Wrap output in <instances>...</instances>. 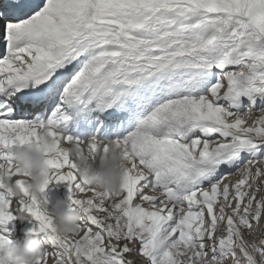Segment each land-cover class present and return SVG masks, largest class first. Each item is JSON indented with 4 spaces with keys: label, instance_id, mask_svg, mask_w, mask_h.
I'll list each match as a JSON object with an SVG mask.
<instances>
[{
    "label": "snow or ice",
    "instance_id": "6c2138e0",
    "mask_svg": "<svg viewBox=\"0 0 264 264\" xmlns=\"http://www.w3.org/2000/svg\"><path fill=\"white\" fill-rule=\"evenodd\" d=\"M242 97L264 101V0H0V146L94 113L133 157L120 193L98 199L67 154L45 161L41 192L67 184L82 231L61 236L21 200L49 246L38 264H128L133 244L147 264H264V117L235 119ZM10 208L0 193V252Z\"/></svg>",
    "mask_w": 264,
    "mask_h": 264
},
{
    "label": "clouds",
    "instance_id": "9594fccd",
    "mask_svg": "<svg viewBox=\"0 0 264 264\" xmlns=\"http://www.w3.org/2000/svg\"><path fill=\"white\" fill-rule=\"evenodd\" d=\"M264 117V111H253L248 108L242 114H238L235 119L253 123L256 119ZM50 132H55V138L50 136ZM61 133L48 125L37 126L36 136L31 143L17 146L15 153L11 156V172L7 162L0 164V179L5 183V191L8 197L21 198L22 191L16 184V179L22 180L28 188V197L37 198L42 208H47V202L41 199L43 193L41 188L45 181L50 179V168L45 162L49 159H56L60 153L75 158V164L79 169L81 177H88L91 181L92 189L96 193L92 199H98L101 193L119 194L125 175L131 170V153H128L122 143L112 141L106 147H100L99 158L95 159L96 153L90 151L93 144L103 145L104 141L96 137H90L86 142L77 141L60 142ZM59 145L57 148L56 146ZM28 173L15 177V173ZM143 175L150 173L144 169H138ZM264 182V181H262ZM150 196L159 198L163 195L160 191L150 190ZM104 207L103 204L100 205ZM46 215L54 221L57 232L64 237L72 238L82 231L80 227L81 210L72 208L70 205L65 208L62 202H57L51 211H45ZM101 219L102 213H98ZM16 219L23 222L22 215ZM253 231H258L254 229ZM45 241H38L32 235H27L20 242L6 247L0 255V264H38L44 252ZM128 264H134L133 260H128Z\"/></svg>",
    "mask_w": 264,
    "mask_h": 264
},
{
    "label": "rangeland",
    "instance_id": "374dc122",
    "mask_svg": "<svg viewBox=\"0 0 264 264\" xmlns=\"http://www.w3.org/2000/svg\"><path fill=\"white\" fill-rule=\"evenodd\" d=\"M256 104L257 106L252 109L253 111H259L260 106L264 104V101H261L259 98H257ZM250 105L251 102L248 101L246 97H242L241 106L238 110L239 113L242 114L244 111H246L249 108ZM233 111L236 110L233 109ZM56 130L61 134L63 133L61 137L71 136L74 139L80 141L81 143L86 142L87 139L90 137H96L97 139L104 141V144L100 146L101 148L107 146V144L111 143L112 141L122 139L124 136L123 131L120 132L116 131L115 125L112 123L111 120L108 119V117L101 116L97 118L96 114L94 113L91 115L81 114L79 116L70 113V120L67 126L61 124L56 128ZM15 151H16V147H13L11 149H6L0 146V152H3L5 154L15 153ZM98 158H99V150L97 151V154L95 156V159L98 160ZM69 160L70 162L75 164L74 157L69 156ZM0 163H5V161H0ZM225 171H230V170H225ZM148 179L152 180L154 179V177H148ZM232 179L234 180L235 177H232ZM77 183H79V178L77 179ZM141 183H143V181ZM0 193H4L6 195L5 189H0ZM261 194H258V198L259 195ZM69 195L70 193L67 184H55V183L50 184L48 189L43 193L41 197V199L47 202V208H43V210L51 211L52 207L55 206V204L58 201L62 202L64 207L67 208L71 204V201L69 200ZM28 199L29 197L23 195L19 199L9 197V201L11 203V208H10L11 214L14 217L20 215L24 217L23 222L19 221L18 219H14V221L11 224L7 225V233L5 234L7 238L12 241L13 244L18 243L22 239H24L27 235H29V232L31 231L33 226L37 225V221H35L27 212L21 211V203L19 202L21 200L27 201ZM81 226L83 225L81 224ZM261 227H264V220H262L261 222ZM33 236L38 241H42V242L45 241L43 233ZM130 247H132L134 250L132 252L127 253L125 255V259L127 261L130 259L133 260L134 264H147L146 260L143 257H141L136 251V248L138 246L133 244L130 245ZM48 248L49 246L45 243L44 251L48 250ZM0 255H3V253L0 252Z\"/></svg>",
    "mask_w": 264,
    "mask_h": 264
},
{
    "label": "bare ground",
    "instance_id": "6f19581e",
    "mask_svg": "<svg viewBox=\"0 0 264 264\" xmlns=\"http://www.w3.org/2000/svg\"><path fill=\"white\" fill-rule=\"evenodd\" d=\"M76 123H77V122H76ZM78 124H79V123H78ZM78 126H79V125H78ZM72 127H73V126H72ZM76 127H77V126H76ZM69 128H70V127H69ZM69 128H68V129H69ZM69 130H70V129H69ZM62 132H63V131H62ZM65 132H66V131H65ZM65 132H64V133H65ZM62 134H63V133H62ZM69 134H71V133H69ZM78 135H80V134H78ZM110 135H111V134H110ZM61 136H62V135H61ZM19 203H20V202H19Z\"/></svg>",
    "mask_w": 264,
    "mask_h": 264
}]
</instances>
